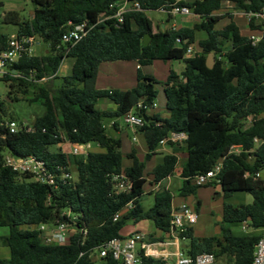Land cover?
Instances as JSON below:
<instances>
[{"label": "trees", "instance_id": "16d2710c", "mask_svg": "<svg viewBox=\"0 0 264 264\" xmlns=\"http://www.w3.org/2000/svg\"><path fill=\"white\" fill-rule=\"evenodd\" d=\"M34 6L33 18L23 20L17 12L3 16V22L16 25L19 36L34 37L39 46L33 57L14 64L10 75V95L18 87L25 95L30 88L37 92L30 103H39L44 113L28 122L31 131L20 123L17 133L5 127L6 113L0 115V152L15 157H35L47 169L60 175L70 172L69 161L59 145L97 144L104 152H91L85 159L75 157L76 181L56 180L55 185L32 181L20 176L2 163L0 156V227L9 234L0 238L10 250V258L0 257V264H96L92 254L114 238L129 223L151 222L166 235L173 231V193L159 188L154 205L144 209L141 200L147 182L141 163L134 153L128 155L132 166L124 168L122 141L106 132L104 120L118 118L134 111L144 116L157 99V86L163 88L168 117H148L139 129L145 138L149 155L155 154L160 142L170 134L187 136V161L181 166L182 198L196 196L204 187H220L224 198L234 193H247L249 205L224 204L220 235L198 238L193 228L178 233L181 251L191 257L213 253L216 264H251L256 246L264 230V20L251 17L249 28L263 32V40L253 44L242 34L234 17L220 16L225 3H232L246 15L261 14L264 0H29ZM138 3L140 9L124 14L123 22L103 20L116 13L112 4ZM186 7L200 19L193 29H171L155 33L148 11H166ZM228 23L218 28L220 22ZM94 26L77 44L64 43L63 35L71 27L83 23ZM206 38L198 42L199 53L187 57L188 48L196 42V33ZM146 35L151 37L144 44ZM10 36L0 34V53L8 48ZM179 40V42H178ZM186 41V42H185ZM215 56L210 69L206 61ZM72 59L71 74L59 77L63 62ZM155 61H183L182 74L172 71L166 82L145 76L141 69ZM105 62H136L139 65L137 85L129 91L97 90L99 67ZM29 77L16 78L13 73ZM60 81L57 88L39 85L42 80ZM33 80V81H32ZM108 99L116 112H100L99 101ZM142 103L143 109L138 110ZM57 146L58 151L50 148ZM239 154H232L233 147ZM221 162L216 180L197 186L194 178L213 170ZM179 160L166 155L163 163L152 171L156 185L174 176ZM125 173L132 183L127 193L117 194L113 177ZM132 205L131 210H125ZM201 202L197 201V210ZM120 214V218L115 220ZM64 222L73 231L66 245L42 242L36 228L41 224ZM246 223L250 232H236L231 226ZM142 264H168L166 260L140 253ZM102 264H119L111 257Z\"/></svg>", "mask_w": 264, "mask_h": 264}, {"label": "built area", "instance_id": "2783aa9c", "mask_svg": "<svg viewBox=\"0 0 264 264\" xmlns=\"http://www.w3.org/2000/svg\"><path fill=\"white\" fill-rule=\"evenodd\" d=\"M117 9L116 13L110 16H105L101 19L111 20L116 19L119 23L123 22L124 14L130 10H138L140 6L138 3L133 4L130 8L125 2H117L112 4L110 9ZM175 15H189L191 10L186 7H176L170 12ZM248 20L251 17H257L260 20H264V10L261 14L247 15ZM94 26H90L88 23H83L77 26L69 28L63 35L64 43L77 44L81 42L88 33L93 29ZM253 44H258L263 40V36H250ZM179 42V40H178ZM40 43L34 37L28 36H19L12 35L10 37L8 48L0 53V75L4 78L6 76H11L10 72L14 64L18 63L24 57H33L35 56L37 46ZM196 52L192 48H188L187 57L195 55ZM13 75L16 78H21L29 80V77L15 74ZM31 80V79H30ZM45 80V79H44ZM42 80V81H44ZM33 81V80H32ZM157 107V103L153 105L154 109ZM142 103L138 105V110L143 109ZM150 109H146L148 111ZM125 121L128 126L134 130L142 128L145 124V120L142 115L134 113V111L125 115ZM5 127L10 131V133H17L21 128L20 124L16 121L6 122ZM26 131H31V128L28 122H25L23 125ZM187 136L184 133L181 134H170L166 139L160 142V145H166L168 143H177L185 142ZM72 154L76 157L81 155L80 145H73ZM241 148L233 147L231 149L232 154H239ZM2 156V163L5 167L10 168L13 172L17 173L20 176H28L32 181L39 182L42 184L55 185L56 180L60 181H69L73 180V175L71 172L61 170L60 175L51 173L43 161L37 160L35 157H15L10 154L8 151L0 152ZM222 163L219 162L215 168L206 174L198 175L194 178V183L197 186H207L210 183L214 182L221 172ZM114 190L117 194L127 193L132 189V183L129 181L125 173L120 175H115L113 177ZM132 205H129L125 210H131ZM120 218L118 214L115 220ZM198 221V216L191 210L184 208L179 213L173 214L172 225L176 230L174 231L178 238V233L183 232L186 228L195 225ZM242 231L248 232L249 228L246 223L242 224ZM37 232L40 234L42 242L46 245L57 244V245H66L69 243L70 238L73 234V231L69 228V225L64 222H58L57 224H41L36 228ZM157 246H163V243L156 244ZM156 245H150L146 241V236L142 233L135 232L128 237L114 238L109 242L101 245L98 249L92 254L93 258H107L111 257L114 261L119 264H142L140 258V253L143 251L146 256L156 257L158 256L157 252L154 250ZM153 247V248H152ZM160 256V255H159ZM176 258V264H216V256L213 253H203L196 257H191L184 254L182 251L174 254ZM251 264H264V232L261 239L256 246L253 261Z\"/></svg>", "mask_w": 264, "mask_h": 264}, {"label": "rangeland", "instance_id": "374dc122", "mask_svg": "<svg viewBox=\"0 0 264 264\" xmlns=\"http://www.w3.org/2000/svg\"><path fill=\"white\" fill-rule=\"evenodd\" d=\"M34 6L29 0H0V34H5L8 36L17 35L18 27L12 24H6L3 22V16L10 12H17L20 14V17L23 20H31L33 17ZM221 14L228 16L232 14L238 23L241 26L242 34H247V26H248V17L243 16L242 11L238 10L232 3H225L223 5V11ZM148 18L153 22L154 27L160 30L163 29V25H167L168 23V14L162 10L160 11H148ZM228 21V19L224 20L223 23L219 24L218 28H222L223 25ZM201 34L206 35L204 32H200ZM39 42L40 40L37 39ZM41 46L44 50H47L49 46L45 43H41ZM73 64L72 59H66L61 66V74L60 78L71 74V66ZM173 68L175 71H178L179 65L178 63H174L173 67L171 63H165L163 61H156L152 66H145L143 68V72L146 75L154 76L158 82L164 83L167 81L169 76V70ZM65 70V72L63 71ZM3 77L0 75V115H2V110L6 113V119H13L18 124L22 122H30L33 121L36 116H40L44 113V108L39 103H30L29 100L33 99L36 95L37 89L30 88L28 93L25 95L21 90L16 87L14 89V93L10 95L11 92V82H5L2 80ZM39 85H49L52 88H57L60 84V81L56 79L44 80L38 83ZM106 100V99H105ZM157 104L159 110H163L165 108V95L163 92L162 86H157ZM112 121H117L120 125L119 134H115L114 130L109 127V124ZM104 125L106 127V132L110 136L118 137L122 141V151L126 152L127 149L130 151L133 145L139 146L144 144V137L142 134L136 132L126 124L125 116H121L118 118H106L104 120ZM136 139V140H134ZM94 148H98L96 144H93ZM52 152H56L59 150L57 146H52L50 148ZM79 159V156H78ZM125 167H131V161L128 159L124 160ZM72 173V172H71ZM73 180L76 181L78 179V175L76 172L72 173ZM262 178L264 179V172L262 174ZM150 190L151 188H147ZM207 187L200 188L197 191L196 196L188 197L184 199L180 196L176 197V201L178 203L187 202L188 205L193 209L195 207L194 201L198 198L203 202L202 212L200 213L199 223L196 226L197 229L200 230V235H220L221 225H222V207L224 204H231L234 206L241 205H249L253 202V198L251 195L247 193H234L228 198H224L223 196H219L220 193L216 194L212 191L207 190ZM186 200V201H185ZM141 205L145 209H149L154 205V196L146 195L142 198ZM210 212H213V216L210 215ZM133 222H129L122 230L121 235L125 236V233L128 232V229H133ZM242 225L231 226V228L236 231H241ZM9 234V228L0 227V238L1 236H5ZM129 235V234H128ZM182 246V244H181ZM0 256L8 257L9 249L2 244L0 241ZM96 264H102L100 259L94 258ZM174 264V263H172ZM218 264H228L226 259H220Z\"/></svg>", "mask_w": 264, "mask_h": 264}, {"label": "crops", "instance_id": "0c3cea01", "mask_svg": "<svg viewBox=\"0 0 264 264\" xmlns=\"http://www.w3.org/2000/svg\"><path fill=\"white\" fill-rule=\"evenodd\" d=\"M126 4L128 5V8H130L132 6V4L131 5H129L128 3H126ZM164 12H166V11H164ZM221 12L219 13L220 16H226V15L221 14ZM166 13L168 14L167 25H163V29L160 30L158 28H155L154 24H153V30L155 33L165 31V30H171V29H175V30L184 29V28L193 29L195 27V25L200 22V19L197 16H195L193 13H191L189 15H175V14H171L168 12H166ZM230 15H232V14H229L228 16H230ZM243 16L247 17V15L245 13H243ZM226 17H225V19H223L220 22V24L223 23V21L227 19ZM234 21L238 24V26L241 29V26L238 23V21L235 19V17H234ZM225 22L226 23L223 25V27L228 23V21H225ZM241 32H242V30H241ZM252 35L263 36V32L250 30L249 22H248L247 34L245 36L250 37ZM205 38H206V35L201 34L200 32H197L196 33V42L194 44H192L189 48H192L196 53H199L201 51V49L198 46V42L200 40L205 39ZM39 46L41 47V45H39ZM176 62L179 65L178 71H175L173 68H170L169 73H168L169 75L172 71H174L175 73H177L179 75L182 74V72L184 71L185 65H184L183 61H167L165 63H171V65L173 67L174 63H176ZM71 68H72V66H71ZM138 70H139V65L136 62H105V63H102L99 67L95 87L97 90L115 89V90H120V91H129V90L135 88L137 85ZM63 71L65 72V70H63ZM141 72L145 76H151V75H146L143 72V68L141 69ZM60 74H61V69L58 73V76H60ZM152 77H154V76H152ZM156 103H157V101H156ZM96 108L100 112H116L117 111V106L108 99H106V100L104 99V100L99 101ZM145 116L146 117L159 116L162 119H166L168 117V114L166 112V99H165V108L163 110H159L158 104H157V107L154 109L148 110L146 112ZM113 119H115V118H113ZM109 127L114 130L115 134H119L120 125L117 121H112L109 124ZM134 131L136 132L135 134H137V135H138V133L142 134L139 131V129L134 130ZM134 140H136V139H134ZM92 145L93 144L80 146L82 153H81V155H79V159H85L87 157V155L91 152H104L102 149L99 148V146H97L98 148H94V146H92ZM58 147L60 148L61 153L65 154L68 158V161L70 164V166H69L70 172H72V173L76 172V165L74 164L75 163V156L72 154V148H73L72 144L65 143V144L59 145ZM122 153H123V162L125 159H128L131 161V164H132V160L128 158V155L134 153V155L137 157V159L141 163L145 164L144 176H145L147 182H146L145 187H144V196H146V195H153L154 196V193L159 188H166V189L170 190L174 195L173 214L179 213L184 208H187V209L191 210L192 212H194L198 216L197 223L190 227V228H193L194 235L196 237L206 238V237L217 236V235H212V234L202 236V235H200L201 234L200 230L196 228V226L199 223V219L201 216L200 213L202 212V208H203V202L201 201V199L197 198L194 201L195 207L193 209H191V207L188 205L187 202L183 201L180 204L176 201V197L180 196L179 192L183 186V179L180 177L181 166L187 161V158H188V153H187V148H186L185 142L168 143L166 145H159L156 153L152 154L150 156L148 149H147V144H146V141L144 138V144L143 145H139V146L133 145V147L131 148L130 151L127 149L126 152L122 151ZM166 155H175L178 158L179 163H178V166L176 168V172H175L174 176H171V177L165 179L161 184L156 185L153 181V177L151 174L157 165L163 163L164 157ZM148 156H149V158H148ZM76 157H78V156H76ZM123 166H124V163H123ZM124 168H128V167L124 166ZM262 174L260 175L261 177H262ZM148 187L151 189L148 190L147 189ZM207 188H208L207 190L214 192L216 194V197H217L218 193H220L219 196H222V191H221L220 187L211 186V187H207ZM184 199H187V198H184ZM197 201L201 202V206H200L199 210H197ZM141 202H142V200H141ZM213 214H214L213 212H210L211 216H213ZM222 214H223V207H222L221 215ZM133 226H134L133 229L132 230L128 229V232L125 233V236H122V237L125 238V237L132 235L135 232H139V233H142L146 236V241L150 245H156L158 243H163L164 244L163 246H157L156 245V247L154 248V250L158 254V256H156L155 258L164 259L167 261L168 264H172V263L176 264V258L174 256V254L181 251L182 246H181V242H180L179 238H177V235L175 233L172 234L171 236L166 235L163 232L157 230L155 228V226L149 221H143V222H140L138 224L133 223ZM241 231H242V229H241ZM250 231L251 230H248V232H250ZM248 232H246V233H248ZM259 232L263 233L264 230L263 231L260 230ZM5 236H7V235H5ZM5 236H1V238L5 237ZM1 258L9 259L10 258V250H9V256L8 257H1Z\"/></svg>", "mask_w": 264, "mask_h": 264}, {"label": "water", "instance_id": "95a60500", "mask_svg": "<svg viewBox=\"0 0 264 264\" xmlns=\"http://www.w3.org/2000/svg\"><path fill=\"white\" fill-rule=\"evenodd\" d=\"M151 41V37L149 35H146L145 38H144V44L145 45H148L149 42ZM37 51H39V46H37ZM206 64H207V67L212 69L214 66H215V56L213 53L209 54L208 58H207V61H206ZM145 122H148V117H146L145 115L143 116ZM149 158V156H148ZM176 229L173 228V231H175Z\"/></svg>", "mask_w": 264, "mask_h": 264}]
</instances>
